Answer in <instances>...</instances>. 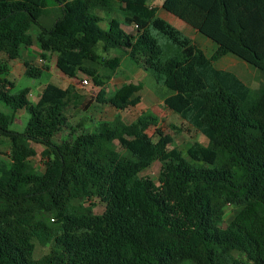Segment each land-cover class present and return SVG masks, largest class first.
<instances>
[{
    "label": "trees",
    "instance_id": "obj_1",
    "mask_svg": "<svg viewBox=\"0 0 264 264\" xmlns=\"http://www.w3.org/2000/svg\"><path fill=\"white\" fill-rule=\"evenodd\" d=\"M52 1L0 0V53L21 59L34 43L43 58L56 53L61 72L90 75L100 87L97 100L118 113L69 126L56 143L74 85L49 82L33 102L29 88L12 91L0 69L7 109L0 108V135L10 143L9 160L0 159V264H264V81L255 96L235 73L215 66L233 53L264 74V0H163L164 10L212 39L210 55L149 0ZM49 14L53 21L43 23ZM100 41L151 72L169 91L168 109L208 142L184 153L169 148L170 134L149 136L155 116L127 123L120 110L141 102L142 85L124 83L108 97L105 76L86 66L98 62ZM106 64L117 68L120 57ZM25 67L34 79L48 69ZM20 109L29 114L22 132L10 128ZM31 142L45 146L41 174L33 170ZM155 161L162 162L157 191L140 177ZM93 199L103 212L93 211ZM220 202L239 208L226 224ZM40 232L53 244L34 258L28 240Z\"/></svg>",
    "mask_w": 264,
    "mask_h": 264
},
{
    "label": "rangeland",
    "instance_id": "obj_2",
    "mask_svg": "<svg viewBox=\"0 0 264 264\" xmlns=\"http://www.w3.org/2000/svg\"><path fill=\"white\" fill-rule=\"evenodd\" d=\"M55 4L50 0V5ZM149 4L161 8V0H149ZM104 16L103 14H101ZM159 15L167 17L164 11L160 10ZM54 14H49L43 17L42 21L45 24H49L54 19ZM170 21V20H168ZM171 24L174 25L170 21ZM175 26V25H174ZM102 27L107 29L106 22H102ZM177 27V26H176ZM179 28V27H178ZM186 35L191 37L192 41L202 47L205 52L210 55L214 52L216 44L211 38L198 32L191 31L184 28H179ZM35 33V30H32ZM153 34L158 38L160 43H166L167 37L158 33L152 29ZM95 52L98 55V62L91 63L86 62L87 67H94L102 76H105L104 88L108 93V97L122 84L132 83L140 84L142 88L139 92L141 95V102L134 107H129L126 110H120L122 117L127 123L134 122L140 115L155 116L157 121L148 127L147 133L153 140L158 139V130L164 133L170 134L174 138V143L169 148L177 147L184 153H186L187 147L191 146L196 141L204 143L208 142V138L200 131L189 125V122L182 118L179 114L171 111L164 104L165 97L169 95V91L166 87L158 85L151 72H147L138 65H136L127 56L123 50L110 49L105 51L103 48V41H100L95 47ZM23 56L21 59L11 60L4 54L0 53V65L3 72H7L8 78L14 83L15 87L12 91H17L21 88L28 87V98L37 102L41 94V89L47 83H55L60 86H67L73 84L75 90L70 100H68L65 107L66 115V127L60 131L54 137L56 143H60L67 137L70 132L69 126H76L80 121H85L88 124H92L93 121H106L113 120L118 111L108 104H104L97 100V96L100 91V87H97L92 80V77L81 71L78 72V76L70 78L60 71L56 67V53H47L46 58L40 55L39 48L34 43L29 48H24ZM120 57V65L117 68H112L106 62L113 58ZM25 61H29L31 64L38 67L48 66V69H44L43 75L39 79H34L26 75ZM215 66L219 69L231 70L239 78H241L250 88L253 95H257L259 92L260 84L264 81V74L254 65L247 63V61L237 57L233 53H228L220 60L215 62ZM110 77V78H108ZM88 80L87 83L84 80ZM0 108L7 110L3 104H0ZM29 114L20 109L17 111L14 122L10 125V128L14 131L22 132L27 124ZM92 120V122H91ZM115 146L117 149L126 153L124 148L120 146L119 141L116 140ZM31 145L36 149L37 155L31 158L33 170L36 173H43L45 170L44 159L41 155L45 146L39 143L31 142ZM10 155V143L9 140L0 135V159L9 160ZM161 161H155L147 169L140 172V177L147 186L148 189L157 191L161 187L159 180ZM79 202L82 199L78 200ZM92 209L95 213H101L104 211L105 205L102 202L93 199ZM221 213L225 219V224L231 220L232 216L237 212L239 208L231 206L227 202H220ZM29 239V238H28ZM53 241L48 238L47 235L40 232L32 240H28V246L30 253L34 258H40L48 253L52 247ZM183 264H195L193 262H186Z\"/></svg>",
    "mask_w": 264,
    "mask_h": 264
},
{
    "label": "crops",
    "instance_id": "obj_3",
    "mask_svg": "<svg viewBox=\"0 0 264 264\" xmlns=\"http://www.w3.org/2000/svg\"><path fill=\"white\" fill-rule=\"evenodd\" d=\"M162 2H163V0H161V8L160 9H158L159 11L160 10H162V11H164L165 12V14H167V17H164L165 19H167V20H170L172 23H174V25H175V27L177 26V28L179 27V28H184V29H187V30H191V31H197V30H195V29H193L189 24H187L185 21H183V20H181V19H179L178 17H176V16H174V15H172V14H170V12H167L166 10H164L163 8H162ZM54 5V4H53ZM156 6V5H155ZM163 17V16H162ZM173 25V24H172ZM38 46V45H37ZM39 48V47H38ZM24 51V50H23ZM39 51H40V49H39ZM23 53V52H22ZM40 55H41V51H40ZM22 56H23V54H22ZM56 59H57V57H56ZM57 67V66H56ZM63 73V72H62ZM9 75V74H8ZM78 76V75H77Z\"/></svg>",
    "mask_w": 264,
    "mask_h": 264
},
{
    "label": "built area",
    "instance_id": "obj_4",
    "mask_svg": "<svg viewBox=\"0 0 264 264\" xmlns=\"http://www.w3.org/2000/svg\"><path fill=\"white\" fill-rule=\"evenodd\" d=\"M87 81H88V80H86V79L84 80L85 83H87Z\"/></svg>",
    "mask_w": 264,
    "mask_h": 264
}]
</instances>
